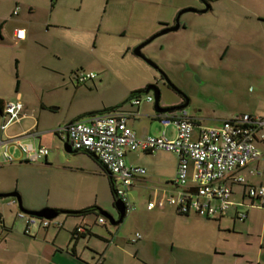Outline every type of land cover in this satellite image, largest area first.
<instances>
[{"label":"rangeland","instance_id":"1","mask_svg":"<svg viewBox=\"0 0 264 264\" xmlns=\"http://www.w3.org/2000/svg\"><path fill=\"white\" fill-rule=\"evenodd\" d=\"M19 1L22 4L36 6L39 21L52 15L53 22L64 24L62 27L51 29L49 33L39 28L42 31L39 32V40L31 48V51L46 53L41 42L53 39V46L58 49L61 56V69L70 75L69 92L59 95L46 91L44 95L46 100L51 99L61 103V109L55 112L59 119L65 118L72 110L74 112L82 105L103 110V106L109 104H122L127 100L130 92L144 89L148 85L157 86L162 93L160 106H169L179 101L178 95L163 85L161 73L133 54L134 49L141 43L133 45L127 52L129 45L126 44L130 43L131 40H128L130 38L108 33L111 25L119 24L115 23V14L120 11L123 15L125 12L130 14L131 6H134L131 3H114L112 0L107 6L105 0H63V2L59 0L54 13L51 14L50 0ZM167 2L174 6L177 4L186 6V9H198L203 6L199 0H164L161 4L137 5L135 12L147 9L149 24L154 16L170 20L177 16L180 10L175 13L166 5ZM227 7L231 14H236L235 9L227 3H223L220 10H227ZM220 15L218 12L186 13L181 17V22L187 23L192 30L191 49L179 46L173 51L164 45V49L160 51L156 45L168 39L170 37L168 34L156 39L142 50V53L159 67L178 90L185 92L191 98L192 103L187 110L192 115H201L202 123L207 126H215L235 117L257 114L264 110V34H255L251 29L254 19L236 15L220 17ZM77 22H82L85 27L96 25L95 31L89 32L87 29L77 28L75 26ZM98 23L102 24L100 29L97 28ZM136 25L134 19L128 27L129 34ZM225 26L228 28L227 31ZM126 27L127 25L124 28ZM205 29L216 34H221L225 30L223 35L226 39L215 40L213 41L215 44H210L209 49H201L196 43L194 44L193 33L197 30L198 32L206 31ZM232 29L237 33H233ZM98 30L99 33H97ZM160 31L162 29L158 32ZM228 46L226 57L221 60V55L226 52L225 49ZM79 72H93L98 75V79L95 84L78 85L74 74ZM78 89L79 92H77ZM147 95L154 97V94L150 92L142 94L141 98H146ZM126 104L128 103L124 105ZM148 106L154 112V103ZM196 110L201 112L195 114ZM57 144L62 155L72 157L73 160L69 164L88 170L85 172L55 171V175L60 176L57 179V185L70 196H83L91 201L98 193L101 206L109 210L102 209V211L108 212L115 221H118L119 216L111 204V197L109 198L105 193L106 180L102 176L105 174L101 168L102 175H99L97 164L93 160L84 154L67 153L64 143L59 140ZM52 152L54 153L53 150ZM126 160L128 164L132 163L147 170L146 181L137 183L136 187L130 191L129 197L136 205V211L127 215L117 227L112 226L107 219L106 222L110 230L119 229L121 234L129 240L136 233L144 237L136 244L128 243L130 251L135 252L143 246V258L152 264L256 262L264 264V211L262 209L251 210L245 222H234L230 219V215L221 221L200 219L195 216H191L194 219L189 218L190 221H187L189 219L176 218V210L174 209V213H171L168 211L169 208L163 213L160 209L149 212L147 210L149 202H157L158 198L165 196L164 190L167 189L165 182L172 176L169 157L163 151H158L153 154L134 153ZM63 162L67 164L66 161ZM28 166L37 167L34 163ZM49 174L48 170L21 168L18 175H20V187L25 195L35 199L39 197L43 202L47 201L48 195L44 183ZM26 176L29 177L27 182ZM6 178H8V169H0V180L5 181ZM30 185L36 190L38 188L39 196L36 195L37 193L33 194L30 188L28 189ZM238 196L235 195V198ZM3 200L1 199V202ZM14 209L18 211V207ZM8 213L10 220L16 219L17 214L14 216L10 211ZM98 216L104 218L101 215ZM99 217L91 216L90 218L92 221H98ZM63 218L64 216L60 215L57 219ZM17 221L24 223L22 219ZM20 225L19 223L17 227ZM94 229L104 235L106 233L100 224ZM146 261L145 263L148 264Z\"/></svg>","mask_w":264,"mask_h":264},{"label":"crops","instance_id":"2","mask_svg":"<svg viewBox=\"0 0 264 264\" xmlns=\"http://www.w3.org/2000/svg\"><path fill=\"white\" fill-rule=\"evenodd\" d=\"M60 1L63 2V0ZM110 1L112 2V0H105L107 6L110 4ZM163 1L164 0H114V3L125 2L129 4L131 3V5L134 6H131L130 14L125 12V15H123L122 11L115 14V23L119 24L111 25L109 27L110 29L108 33L123 38L128 36L130 38L128 40H131L129 41L130 43L126 42V45H129L127 48L128 52L131 47H133V45H138L140 43L142 44L144 41L155 35L159 30L172 27L174 25L176 16L170 20L166 18H160V16H154V18H152V22L149 24L148 14L146 12L147 9H144L145 11L142 10L138 11L137 13L135 12V7H137V5L141 6L157 3L161 4ZM58 2L59 0H50L51 14L54 13V8ZM97 3L98 1L96 4ZM223 3L231 5V8L235 9L236 14H231L228 7L227 10H220V6ZM168 4L166 5L173 9L175 13H177L179 10H184L186 7L179 4L176 6L173 4ZM210 7L211 9L208 13L218 12L221 14L220 17L226 15H236L243 18L254 19L253 28L251 29L255 34H264V0H212L210 1ZM15 10H17L16 15L13 14ZM103 13L106 12L103 11ZM134 19L135 24L137 25L133 29L132 33L129 34L128 27L132 22H134ZM63 25L64 24L53 22L52 15L39 21L37 19V8L31 4H22L19 0H0V126L3 123L5 105L7 103L20 100L24 105V111L21 120L9 126L6 132H2L0 129V169H8V178L4 179L5 181L0 180V193H19L24 208L32 211L50 208L56 211L78 212L91 209L93 207L97 208V206L102 210L105 208H103L99 202L98 193L94 195V199L91 201L89 199H85L83 196H70L68 192H65L63 188L57 185V179L60 176L57 177L55 175V171L85 172L88 170L86 168L69 164V162H71L73 159L67 155H62L60 152V147L57 144V140L61 141L62 143L64 142L53 132L60 126H66L71 121L78 119L79 117L110 109L121 104H109L107 106H103V110H96L100 108H87L82 105L81 107L76 108L77 110L74 112H72V110L65 118L59 119L55 112L61 109V103L54 100L51 101V99L46 100L44 95L46 91L55 92L59 95L69 92L68 79L70 75L65 72V70L61 69V56L58 52V49H55L53 46V39L43 40L41 42L42 48L46 53L34 52V50L31 51V48L34 47L39 40V32H42L41 29H43L44 32L49 33L51 29L62 27ZM126 25L127 27L124 28ZM75 26L77 28L87 29L89 32H94L96 25L85 27L82 22H77ZM101 26L102 24H97L98 29H100ZM17 29H23L25 31V38L21 41H17L15 39V32ZM226 29H228L227 26H225V30ZM205 30L206 31L202 32H198L197 30L193 33V39L195 41L194 44L196 43L197 47L201 49H209L211 45L215 44L213 42L215 40L221 41L219 39H226L225 35L223 34L227 30H223L224 32L221 34L208 32V29ZM99 32L100 31L98 30L97 33ZM233 33L236 34V30L233 31ZM168 36H170L168 39H164L158 45H156V48L158 46L160 51L164 49V45H167L166 47H169L173 51L179 48V46L186 49L192 48V30L187 23L181 22L180 30L170 33ZM228 49L229 46L227 49H225L226 52L221 55V60L225 59ZM33 52L34 55L32 56ZM54 63L56 65H53ZM76 75L77 74L75 73V82ZM97 79L98 75L96 79L88 81L85 84L76 83L78 85H86L89 83L95 84ZM79 89L77 92H79ZM133 102L134 100L131 99L127 102L128 104L121 106L117 112L127 115L128 126L136 133L138 137L145 138L148 136H160L162 132H165L167 137L170 139L175 137V127L172 125L164 127L161 124L155 109L154 112H152L151 107L148 106L154 102L148 103L145 98H141L139 104H134ZM54 106H57L58 108L55 109L53 108ZM161 107L168 108V106ZM199 112H201V110H196L195 114H198ZM192 116L195 122V134L205 128L218 127L222 123L220 122L215 126H207L202 123L201 115ZM250 116L264 119V110L257 112V114H251ZM24 133L31 134V136L26 137L23 140L26 145L33 148L44 146L49 151L48 156L43 161L34 163L37 165V167L28 166L32 163L24 162V157L22 156L20 150L10 147L9 151L15 156V159L18 162L4 164L2 159L4 146L2 145V141H6L10 137L19 136ZM256 147L260 153V158L250 163L241 172V174L246 178L247 185L264 186V140L258 141L256 143ZM134 153L153 154L143 151L127 152L125 155V162L127 166L139 167L132 163H127L126 158ZM164 153L169 157L170 163L172 165V176L167 178L165 182L167 189L164 190V197L176 196L179 193V190L174 185L178 169V158L172 153ZM79 154H84L93 160L95 164H97L96 166L99 170V175H102L100 172L102 170L100 166L101 164L97 160L93 159L91 156H89V154L87 155L84 152H80ZM63 161H66L67 164H65ZM26 167L34 169L36 168L39 170H48L50 173L48 177H46V182L44 183V188L48 195L47 201L43 202L39 197L35 199V197L31 198L29 195L26 196L21 189L20 175H18V173L21 168ZM254 170H258L261 174L258 176L251 175L250 172ZM147 174L148 173L146 170V175L137 177L134 180L130 191L136 187L137 183L146 181ZM102 176L106 180V185L104 188L105 193L108 194L109 198L111 197V204H113L114 207V198L110 189L109 178L106 176V174ZM28 178L29 177L27 176L25 177L26 182L29 180ZM12 179L14 180L12 181ZM29 188L32 190L31 192L33 194L37 193L36 195H40L38 188L36 190L35 188H32L31 185L28 187V189ZM244 192V186L235 185L233 187L232 200L233 203L236 204V212H245L247 215V218L244 221H241L237 219L235 216L236 212L233 210L230 214V219L234 222H245L248 220L251 210L256 208L259 209L258 206L251 205V201L244 197ZM235 195L239 196L235 198ZM157 197H159L158 194ZM162 198L158 199L160 200ZM5 199L3 202H1L0 199V214L3 218L4 224L3 227H0V264H97L98 261H100V264H146V260L143 258V246L136 249L135 252L130 251L128 243H133L130 242L129 238L123 236L119 229H115L114 231L110 230L107 227V222H105V224H100V226H102L106 232L105 235L100 231H95L94 227L98 226L99 223L96 220L92 221L90 217H99L98 215L100 214L98 212L84 216L63 215V219L56 218L60 223V227H50L48 229H44L39 225H34L30 227V232L26 235L24 233L26 228V223L24 220L23 223L17 221V219H19L17 217L13 220L9 219V211L14 216L18 214L17 212H20L19 208L17 212L14 209L18 207L17 200L15 198ZM134 206L135 209L131 213L126 214V216L131 215L136 211V205ZM167 208H169V212L174 213V208L168 206L147 210L149 212H154L155 210L160 209V211L163 213L167 210ZM191 216L195 215H175L176 218H181L183 220L185 218L194 219V217L192 218ZM195 217L200 218L198 216ZM227 217H229V215L224 218ZM190 219L187 221H190ZM222 219H218V221H221ZM18 222L21 224L20 227H17L19 224ZM117 226L118 225L114 227ZM79 227H84L86 232L77 234L74 239L72 234ZM143 239L144 237L142 236V240ZM155 254L157 255L156 252ZM147 263L152 264L150 262ZM256 263L260 264L259 262Z\"/></svg>","mask_w":264,"mask_h":264},{"label":"built area","instance_id":"3","mask_svg":"<svg viewBox=\"0 0 264 264\" xmlns=\"http://www.w3.org/2000/svg\"><path fill=\"white\" fill-rule=\"evenodd\" d=\"M13 14L16 15L17 10ZM24 38L25 31L17 29L15 39L21 41ZM96 77L97 75L91 72H80L76 75V81L85 84ZM140 99L134 100L133 103L139 104ZM145 100L148 103L154 102L152 96H147ZM23 111L24 105L20 100L7 103L0 126L1 131L6 132L9 126L19 122ZM157 116L164 127L170 125L175 127L174 138H168L165 132L160 136L140 138L128 126L127 115L119 112L88 116L69 126H60L53 133L73 151L91 154L98 160L111 176L115 195L124 205L125 214L135 209L129 198L134 180L146 175L145 169L126 165V153L136 151L149 153L163 151L178 158L174 185L179 193L157 202H149L148 210L170 206L180 214L222 219L233 210L236 212V204L232 200L233 187L241 185L245 187L244 197L251 201V205H256L264 211V186L247 185L246 178L241 174L250 163L260 158L256 143L264 140L263 118L243 115L195 134L194 118L187 109ZM29 136L30 133H24L2 141L4 164L18 162L9 151L10 147L20 150L24 162L28 163H39L48 156L49 151L46 147L33 148L23 142ZM250 174L258 176L261 173L254 170ZM235 216L241 221L247 218L245 212H236ZM17 218L25 221L26 235L34 225L44 229L60 227L57 219H39L22 212H18ZM98 223L104 224L105 219L100 218ZM76 231L79 234L86 232V229L79 227ZM141 239V234L136 233L130 242L134 244ZM97 264H100V261Z\"/></svg>","mask_w":264,"mask_h":264},{"label":"water","instance_id":"4","mask_svg":"<svg viewBox=\"0 0 264 264\" xmlns=\"http://www.w3.org/2000/svg\"><path fill=\"white\" fill-rule=\"evenodd\" d=\"M199 1L205 7L204 9L197 10V9L188 8V9H184V10L180 11L178 13V15L176 16L174 25L172 27L166 28V29H164V30L156 33L155 35H153L152 37H150L148 40L144 41L141 45H139L133 51V54L136 57L142 59L148 65H150L154 69L158 70L161 73L162 78L164 79L166 85H168L169 87H171L173 90L177 91L178 94L179 93L182 94L181 91L178 90L169 81V79L166 77V75H164L160 71L159 67L154 62H152L151 60H149L142 53V50L145 47H147L148 45H150L156 39H158V38H160L162 36L168 35L170 33L177 32L178 30H180V28H181V21H180V19H181V17L184 14H186V13L206 14V13H208L210 11V9H211L210 3H208V1H206V0H199ZM150 92H152L154 94V97H153L154 98V109H155V111H156L157 114H165V113L175 112V111H179V110H182V109H186L188 107V103H186V104L178 105V106H175V107L162 108L160 106V100H161V96L160 95H161V93H160L159 88L157 86H155V85H149V86L146 87V89H144L141 92V95L142 94H148ZM185 98H186V96H185ZM109 113H111V112H109ZM90 114H93V113H90ZM94 115H96V114H94ZM77 121H79V120L78 119H75V120L71 121L69 124H67L66 126H69V125H71V124H73V123H75ZM64 149H65V151L67 153H75L76 152V151H73L71 149V147L67 143H65ZM89 155H91V154H89ZM109 177L111 179V176L110 175H109ZM114 195H115V192H114ZM5 198H15L17 200V204H18V208H19V211L20 212H22L25 215L32 216V217H36V218H39V219L53 220V219L58 218L60 215H77L78 214L77 212L56 211V210H53V209H50V208H43V209L37 210V211L28 210V209L24 208V206L22 204V199H21V196L19 195V193H7V194L0 193V199H5ZM114 207H115V209H116V211L118 213V216H119L118 221H115L114 218L111 215H109L108 212H105V211H100L99 212V211H97L101 216H103L105 219H107L112 226H116V225H119L120 223H122V221L124 220L125 215H126L125 214L124 205L122 204V202L119 199H117L116 195H115Z\"/></svg>","mask_w":264,"mask_h":264},{"label":"trees","instance_id":"5","mask_svg":"<svg viewBox=\"0 0 264 264\" xmlns=\"http://www.w3.org/2000/svg\"><path fill=\"white\" fill-rule=\"evenodd\" d=\"M207 1H211V0H207ZM146 89V88H145ZM144 89H140V90H136V91H133V92H131V94L129 95V97H128V99L124 102V103H122L121 105H118V106H116V107H113V108H110V109H106V110H103V111H99V112H95V113H93V114H87V115H84V116H82V117H79L78 118V120H81V119H83V118H85V117H87V116H92V115H94V114H104V113H109V112H117V110L119 109V108H121V106H123L125 103H127L128 101H130L131 99H133V100H138V99H140V96H141V92L143 91ZM233 119V118H232ZM232 119H230V120H232ZM75 153H80V152H75ZM87 154V153H86ZM88 155V154H87ZM89 156H91L93 159H95V160H97L95 157H93V155H89ZM98 161V160H97ZM101 166V168H102V170H103V172L106 174V176H108V178H109V183H110V189H111V192H112V195H113V198H114V203H115V195H114V186H113V181H112V179H110V177H109V175H108V173L104 170V168L102 167V165H100ZM174 208V207H173ZM175 209V208H174ZM97 211H102L101 209H99V208H96V207H93V208H91V209H87V210H84V211H78L77 213V216H84V215H88V214H95V212H97ZM178 215H180V216H189V215H184V214H180V213H178V212H176ZM190 215H194V214H190ZM195 216H197V215H195ZM125 217H126V215H125ZM201 218V217H200ZM203 219H206V220H217L218 221V219H208V218H203ZM105 222H106V219H105ZM105 224V223H104ZM3 218H2V216H1V214H0V227H3ZM77 231H75L73 234H72V237L75 239V236H77ZM142 236V235H141ZM142 240V239H141ZM141 240H139V241H141ZM138 241V242H139ZM137 243V242H136Z\"/></svg>","mask_w":264,"mask_h":264},{"label":"flooded vegetation","instance_id":"6","mask_svg":"<svg viewBox=\"0 0 264 264\" xmlns=\"http://www.w3.org/2000/svg\"><path fill=\"white\" fill-rule=\"evenodd\" d=\"M206 1H207V0H206ZM211 1H212V0H211ZM208 3H210V1H208ZM204 8H205V7L202 6V7L198 8L197 10H202V9H204ZM161 79H162L163 85H164L168 90H170V91H172L173 93H175L176 95H178V98H179V101H178L176 104L169 105L168 107H175V106L183 105V104H186V103H188V107L191 105V103H192L191 98L188 97L187 94H185V92H182V91H181L182 94H180V93L178 94L177 91L173 90L171 87H169L168 85H166V83H165V81H164L163 78H161ZM160 93H161V92H160ZM160 96L162 97V93H161ZM185 96H186L187 99L185 98Z\"/></svg>","mask_w":264,"mask_h":264}]
</instances>
